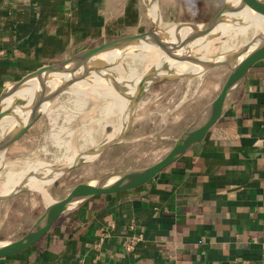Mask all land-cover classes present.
Instances as JSON below:
<instances>
[{"label":"crops","instance_id":"0c3cea01","mask_svg":"<svg viewBox=\"0 0 264 264\" xmlns=\"http://www.w3.org/2000/svg\"><path fill=\"white\" fill-rule=\"evenodd\" d=\"M222 1L191 18L179 1L157 0L159 19L205 20ZM147 3L0 0V89L76 50L149 28ZM0 264H264V56L200 141L139 185L64 210Z\"/></svg>","mask_w":264,"mask_h":264},{"label":"water","instance_id":"95a60500","mask_svg":"<svg viewBox=\"0 0 264 264\" xmlns=\"http://www.w3.org/2000/svg\"><path fill=\"white\" fill-rule=\"evenodd\" d=\"M245 10L256 15L255 28L245 41L230 50H219L203 56L198 54V46L219 36L225 28L240 23L239 14ZM147 13L151 23L149 28L81 48L60 60L42 64L4 85L0 89V159L10 143L45 113L53 99L68 87L95 86L116 91L133 87L134 92L130 98L127 96L129 103L126 118L114 134L94 146L73 152L74 158H68L65 165L53 166L58 169L53 179L80 161L86 160L83 154L94 156L120 141L129 126L135 103L153 82L161 79H183L212 66L225 64L228 71L218 90L179 131L162 156L148 165L113 170L100 177L74 183L60 197L47 200L22 234L11 239H0V257L19 252L32 244L48 229L58 214L85 198L128 189L153 177L177 158L189 144L198 142L205 136L208 128L222 113L245 70L264 56V0H223L216 12L201 21H170L162 24L157 0H148ZM141 45L153 46L159 51L158 59L164 58L159 66L151 64L141 73L127 76L108 69L123 56L139 52ZM106 52L112 53L111 57L105 59L99 56ZM171 61L190 65L192 69L169 72L168 64ZM28 86L33 87V95L29 102L24 103L19 98V93ZM21 110H27L28 113L20 119L18 111ZM11 119L14 123L10 122ZM41 173L32 175L41 179L51 176L48 172ZM28 174L30 173L20 177L24 178ZM20 188L0 194V198L7 197Z\"/></svg>","mask_w":264,"mask_h":264},{"label":"rangeland","instance_id":"374dc122","mask_svg":"<svg viewBox=\"0 0 264 264\" xmlns=\"http://www.w3.org/2000/svg\"><path fill=\"white\" fill-rule=\"evenodd\" d=\"M177 1L183 8L180 15L191 18L204 17L217 7V4H213L215 0H204L210 3L203 4L202 10L198 4ZM251 33V28H247L244 33L229 38L226 36V39L229 44L236 46ZM219 45L220 40L213 39L207 53L219 51ZM147 62V56L143 58L131 53L123 56L117 63L122 75L127 76L141 73ZM227 71L225 64H218L187 78L161 79L150 84L135 103L122 139L45 183L43 188L47 191L48 198L60 197L78 181L100 177L113 170L148 165L158 159L198 109L218 90ZM75 89L76 87H68L59 93L47 111L11 142L0 162V182L8 172H12L13 177H18L19 174L22 176L28 173L27 169H37L45 166L44 164L65 165L67 159L73 157V152L94 146L114 134L123 115L120 98L111 96L117 91L106 89L111 94L104 95L101 91L87 87ZM45 202L46 199L38 189L28 186L0 198V239H11L22 234Z\"/></svg>","mask_w":264,"mask_h":264},{"label":"bare ground","instance_id":"6f19581e","mask_svg":"<svg viewBox=\"0 0 264 264\" xmlns=\"http://www.w3.org/2000/svg\"><path fill=\"white\" fill-rule=\"evenodd\" d=\"M239 18L241 19L240 20V23H238V24H236V25H234V26H229L228 28H225L220 34H219V36H217V37H215L214 39H218V40H220V45H219V47H220V50H230V48H232L233 47V45L232 44H229L228 43V38L229 37H231V36H237L238 34H241V33H244L245 31H246V29L247 28H251V30H252V32H253V30H254V28H255V24H256V22H255V17H256V15H255V13H253V12H251V11H247V10H245V11H243V12H241L240 14H239ZM244 35V34H243ZM226 36H228V38L226 37ZM227 38V39H226ZM213 40V39H212ZM212 40H210L209 42H207V43H204V44H202V45H200V46H198L197 47V52H198V54L200 55V56H203V55H205V54H208L207 53V51L209 50V44H210V42H212ZM111 54L112 53H110V52H106V53H102V54H100L99 56H101L102 58H105V59H107V58H109V57H111ZM133 54H136V55H140V57H145V56H147V58H148V62H147V65H146V68L148 67V66H150L151 64H154V65H157V66H159L160 65V62L164 59L163 57L161 58H159L158 59V57H159V55H160V53H159V51L156 49V48H154L153 46H146V45H141V50L139 51V52H136V53H133ZM132 54V55H133ZM166 59V58H165ZM168 66H169V68H168V71L169 72H174V71H183V70H187V69H192V66H190V65H188V66H185V64H183V63H181V62H179V61H171V62H169V64H168ZM119 68H121V67H119L118 66V63H115L113 66H111V67H108V69H110V71L112 70L113 72H115V73H120L121 71H119ZM134 69V68H133ZM144 70V69H143ZM142 70V71H143ZM133 72H135V71H133ZM137 72V71H136ZM121 74H122V72H121ZM135 76H138V75H135ZM75 87V86H74ZM78 88H80V87H76V89L75 90H82L83 88H80V89H78ZM92 90H96V91H101V92H103V94L104 95H106V93L107 94H111V92H108L106 89H110V90H113L112 88H105V90H100V89H104V88H100V87H93V86H91L90 87ZM74 90V91H75ZM70 91V90H69ZM68 91V92H69ZM113 91H115V90H113ZM121 91V93H119ZM120 91H115L116 93H113V94H111V96L112 95H114V96H118L119 98H120V103H121V106H122V109H123V115H122V120L120 121V123H119V125L125 120V118H126V115H127V108H128V103H129V98H130V96H131V94H133V92H134V89H133V87H127V88H125V89H120ZM71 92V91H70ZM84 92V91H83ZM82 92V93H83ZM119 93V94H118ZM20 95H19V98L25 103V102H29L30 101V99L32 98V95H33V87H31V86H28V87H26V88H24L22 91H20V93H19ZM87 94V93H86ZM88 95V94H87ZM72 96V95H71ZM113 96V97H114ZM127 96H129V98L127 97ZM73 97H75V96H73ZM77 97H78V95H77ZM70 98V97H69ZM80 98H81V96H80ZM82 99V98H81ZM80 99V100H81ZM76 101V100H75ZM82 101V100H81ZM107 101V100H106ZM72 102V101H71ZM74 102V101H73ZM99 102V101H98ZM92 104V103H91ZM64 105V104H63ZM84 106H85V104H83ZM80 106H81V103H80ZM79 106V107H80ZM91 106V105H90ZM57 107V106H56ZM69 107V106H68ZM79 107H77V108H79ZM85 109V108H84ZM77 111V110H76ZM81 112V111H80ZM28 112H27V110L25 111V110H21V111H18V117L21 119V118H23L26 114H27ZM64 113V112H63ZM67 113V112H66ZM72 113V112H71ZM55 114V113H54ZM57 115H58V113H56ZM49 115V114H48ZM66 115V114H65ZM67 116V115H66ZM75 116V115H74ZM71 117V116H70ZM55 118V117H54ZM66 118V117H65ZM73 118V117H72ZM121 118V117H120ZM56 119V118H55ZM69 119H71V118H69ZM15 121H17V119H15ZM10 122H12V123H14V121H12V119H11V121ZM104 122H107V121H104ZM109 122V121H108ZM52 123H54V122H52ZM56 124V123H55ZM106 124H108V123H106ZM114 124V123H113ZM105 125V124H104ZM119 125H116V128L115 129H117L118 128V126ZM60 127H61V125H60ZM89 128V127H88ZM59 129V128H58ZM91 129V128H90ZM60 130V129H59ZM86 130V129H85ZM62 131V130H61ZM88 131H90V130H88ZM87 131V132H88ZM116 130H114V132H115ZM60 132V131H59ZM70 133V132H69ZM68 133V134H69ZM89 133V132H88ZM90 134V133H89ZM57 135V134H56ZM84 135V134H83ZM91 135V134H90ZM89 135V136H90ZM112 135H113V133H112ZM111 135V136H112ZM54 136H55V134H54ZM56 138H58V136L56 137ZM54 139V138H53ZM84 141V140H83ZM83 141H81V143L83 142ZM87 141V140H86ZM56 142V141H55ZM64 142V141H63ZM59 143V142H58ZM57 143V144H58ZM69 143V142H68ZM66 144V143H65ZM68 148V147H67ZM67 150H69V149H67ZM91 156H93V155H91V154H83V158L84 159H88V158H91ZM3 157V156H2ZM72 158H74V157H72ZM82 158V157H81ZM2 159V158H1ZM1 159H0V162H1ZM41 162V161H40ZM44 163V162H43ZM20 165V164H19ZM45 166H39L40 168H37V169H34L35 167H33V168H29V169H27L26 170V172H29L30 174H28L27 176H25L24 178H22V177H19V176H21L20 174L19 175H17L18 177H19V179H17L18 177H13L12 175V172H8L7 173V176H6V178L3 180V181H1L0 182V194H5V193H7V192H9V191H11V190H13L14 188H16V187H26V186H28V187H33V188H36V189H38L41 193H42V195L44 196V198L46 199V201L47 200H49V199H51V198H48V193H47V191H45L44 190V188H43V186H44V184L45 183H47V182H49V181H51L53 178V176L54 175H56L57 174V170L58 169H56L55 167H53V166H50V165H48V164H44ZM47 165V166H46ZM19 168H21V167H19ZM28 168V167H27ZM40 170H42V171H40ZM15 171H17V170H15ZM23 172H24V170H23ZM41 173V174H43V173H46L47 174V172L49 173V174H51V176H49V177H47V178H43V179H41V178H37V177H35V176H33L32 174L33 173Z\"/></svg>","mask_w":264,"mask_h":264}]
</instances>
